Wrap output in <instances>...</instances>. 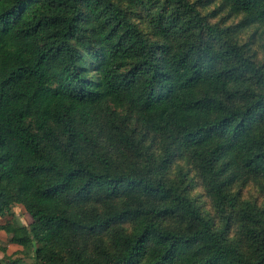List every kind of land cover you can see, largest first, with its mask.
<instances>
[{"label": "trees", "instance_id": "trees-1", "mask_svg": "<svg viewBox=\"0 0 264 264\" xmlns=\"http://www.w3.org/2000/svg\"><path fill=\"white\" fill-rule=\"evenodd\" d=\"M208 2L0 0V217L21 205L31 219L0 223V239L35 264H264V212L231 192L264 177V66L234 39L264 26V0H221L244 14L234 27L209 22ZM132 120L162 154L119 170L99 128L136 151ZM175 156L198 169L220 228L163 179ZM233 214L240 241L226 237ZM125 221L111 248L75 243Z\"/></svg>", "mask_w": 264, "mask_h": 264}, {"label": "rangeland", "instance_id": "rangeland-1", "mask_svg": "<svg viewBox=\"0 0 264 264\" xmlns=\"http://www.w3.org/2000/svg\"><path fill=\"white\" fill-rule=\"evenodd\" d=\"M194 1V0H191ZM209 2L205 6H199L200 11L206 16V19L214 24H218L220 27H234L237 23L244 18V14L228 15L227 9H219L221 0H208ZM219 9V10H218ZM213 10H217L215 15H211ZM143 11H139L138 18L140 21V27L149 35L152 39L160 41H166L174 43V39L165 40L154 36L153 31L148 27L145 20H143ZM136 20V21H137ZM234 39L244 46V50L257 63L264 66V26L261 24L253 23L246 28L237 32ZM99 128V127H98ZM129 129L135 131L131 133L134 137L137 145V150L132 151L127 149L118 143L112 142L107 136V132L99 128V136L96 144V148L105 152L110 157L114 168L119 170H131L145 169L147 164L152 165V161L159 160L162 154L159 137L154 136L151 133L145 132V130L137 125L135 121L129 122ZM129 132H131L129 130ZM163 179L168 183H178L180 188L186 193L197 205V207L205 213V215L213 222L214 228H220L223 220L216 212L213 201L205 189L198 169L194 166L188 157L175 156L170 160L168 168L163 172ZM231 192L238 197V206L240 207L244 202H249L252 205H256L258 209L264 212V177H249L246 180L239 179L232 187ZM95 209L100 211L101 206H96ZM9 220H17L22 224H29L31 219L26 213L24 208L19 205H15L13 208V216L0 217V223H5ZM162 224L167 228H172L173 222L163 221ZM238 221L233 214L229 221V227L226 232V237L229 240L240 241L241 236L238 228ZM133 227L130 221H125L113 225L109 230L103 233H96L90 237L77 236L75 243L85 253L89 255L94 254V247L96 244L101 243L107 247L111 246L112 235L116 232L126 231L129 232ZM0 239V264H8V260L18 259V264H35L32 251L22 252L21 250H15V248H8V238L3 231L1 232ZM5 249V250H2ZM8 255H10L8 257Z\"/></svg>", "mask_w": 264, "mask_h": 264}, {"label": "crops", "instance_id": "crops-1", "mask_svg": "<svg viewBox=\"0 0 264 264\" xmlns=\"http://www.w3.org/2000/svg\"><path fill=\"white\" fill-rule=\"evenodd\" d=\"M19 206H21V205H19ZM6 246H8V248H15V250H22V247L19 245H13V244L8 243V245H6Z\"/></svg>", "mask_w": 264, "mask_h": 264}]
</instances>
